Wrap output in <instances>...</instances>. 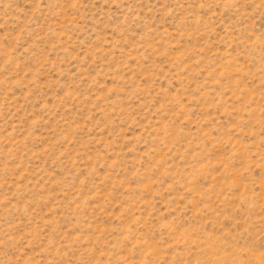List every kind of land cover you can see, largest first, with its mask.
I'll list each match as a JSON object with an SVG mask.
<instances>
[{
    "label": "rangeland",
    "instance_id": "1",
    "mask_svg": "<svg viewBox=\"0 0 264 264\" xmlns=\"http://www.w3.org/2000/svg\"><path fill=\"white\" fill-rule=\"evenodd\" d=\"M0 264H264V0H0Z\"/></svg>",
    "mask_w": 264,
    "mask_h": 264
}]
</instances>
